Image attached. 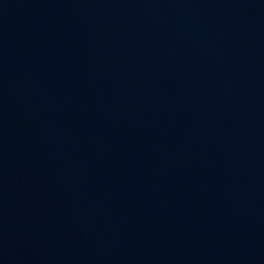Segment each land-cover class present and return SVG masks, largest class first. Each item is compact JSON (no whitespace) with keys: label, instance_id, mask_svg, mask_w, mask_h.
<instances>
[{"label":"water","instance_id":"1","mask_svg":"<svg viewBox=\"0 0 264 264\" xmlns=\"http://www.w3.org/2000/svg\"><path fill=\"white\" fill-rule=\"evenodd\" d=\"M0 264H264V0H0Z\"/></svg>","mask_w":264,"mask_h":264}]
</instances>
